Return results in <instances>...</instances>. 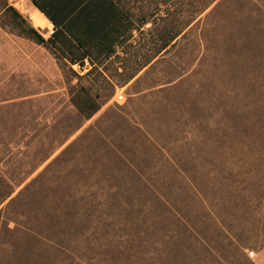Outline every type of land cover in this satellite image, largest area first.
<instances>
[{
	"label": "rangeland",
	"instance_id": "obj_1",
	"mask_svg": "<svg viewBox=\"0 0 264 264\" xmlns=\"http://www.w3.org/2000/svg\"><path fill=\"white\" fill-rule=\"evenodd\" d=\"M114 1L81 66L0 0V264H264V0Z\"/></svg>",
	"mask_w": 264,
	"mask_h": 264
},
{
	"label": "trees",
	"instance_id": "obj_2",
	"mask_svg": "<svg viewBox=\"0 0 264 264\" xmlns=\"http://www.w3.org/2000/svg\"><path fill=\"white\" fill-rule=\"evenodd\" d=\"M53 23L54 32L49 38L11 7L23 31L47 43L71 64L84 65L85 60L95 63L94 53L107 57L114 52L126 26L125 16L114 0H30ZM73 104L86 118H91L100 106L89 96L72 99Z\"/></svg>",
	"mask_w": 264,
	"mask_h": 264
},
{
	"label": "bare ground",
	"instance_id": "obj_3",
	"mask_svg": "<svg viewBox=\"0 0 264 264\" xmlns=\"http://www.w3.org/2000/svg\"><path fill=\"white\" fill-rule=\"evenodd\" d=\"M18 6L32 17L36 27L42 30L47 36L50 35L48 32V20L46 21L45 18L35 9H33L26 0H21V3Z\"/></svg>",
	"mask_w": 264,
	"mask_h": 264
},
{
	"label": "crops",
	"instance_id": "obj_4",
	"mask_svg": "<svg viewBox=\"0 0 264 264\" xmlns=\"http://www.w3.org/2000/svg\"><path fill=\"white\" fill-rule=\"evenodd\" d=\"M28 3H29V5L33 8V9H35L37 12H39L44 18H45V20L48 22V25H49V30H48V32H49V34L52 32V30H53V23L49 20V18L41 11V10H39L30 0H26ZM18 8H19V6H18ZM22 12H24L21 8H19ZM28 18L31 20V22H32V24L35 26V24H34V22H33V19H32V17L29 15L28 16ZM36 27V26H35ZM43 35H45V36H47L42 30H40L38 27H36ZM79 111V110H78Z\"/></svg>",
	"mask_w": 264,
	"mask_h": 264
},
{
	"label": "water",
	"instance_id": "obj_5",
	"mask_svg": "<svg viewBox=\"0 0 264 264\" xmlns=\"http://www.w3.org/2000/svg\"><path fill=\"white\" fill-rule=\"evenodd\" d=\"M54 32V30L52 31V33Z\"/></svg>",
	"mask_w": 264,
	"mask_h": 264
}]
</instances>
